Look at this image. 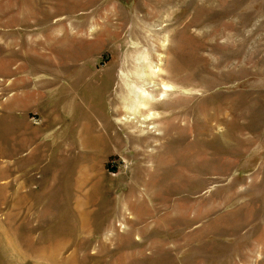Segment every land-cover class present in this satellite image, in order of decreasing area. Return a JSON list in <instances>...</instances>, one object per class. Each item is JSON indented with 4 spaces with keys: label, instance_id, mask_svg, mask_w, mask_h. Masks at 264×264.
I'll return each instance as SVG.
<instances>
[{
    "label": "rangeland",
    "instance_id": "374dc122",
    "mask_svg": "<svg viewBox=\"0 0 264 264\" xmlns=\"http://www.w3.org/2000/svg\"><path fill=\"white\" fill-rule=\"evenodd\" d=\"M0 264H264V0H0Z\"/></svg>",
    "mask_w": 264,
    "mask_h": 264
},
{
    "label": "bare ground",
    "instance_id": "6f19581e",
    "mask_svg": "<svg viewBox=\"0 0 264 264\" xmlns=\"http://www.w3.org/2000/svg\"><path fill=\"white\" fill-rule=\"evenodd\" d=\"M161 83L163 84V94H167V92H168V90L170 89V87L169 86H171V85H169V84H166V83H164L163 82V80H161ZM149 96V95H148ZM148 96H145V95H142L141 96V101L144 103V104H146V105H148V106H153V103H154V101L155 100H153V99H151V98H148Z\"/></svg>",
    "mask_w": 264,
    "mask_h": 264
}]
</instances>
